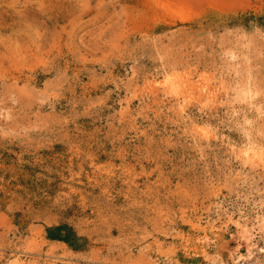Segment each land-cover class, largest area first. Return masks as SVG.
I'll use <instances>...</instances> for the list:
<instances>
[{"label":"rangeland","instance_id":"1","mask_svg":"<svg viewBox=\"0 0 264 264\" xmlns=\"http://www.w3.org/2000/svg\"><path fill=\"white\" fill-rule=\"evenodd\" d=\"M263 220L264 0H0V264H264Z\"/></svg>","mask_w":264,"mask_h":264},{"label":"bare ground","instance_id":"2","mask_svg":"<svg viewBox=\"0 0 264 264\" xmlns=\"http://www.w3.org/2000/svg\"><path fill=\"white\" fill-rule=\"evenodd\" d=\"M178 78L174 75H166L165 79H164V86L168 89H170V91L172 93H176L178 92V87H179V83H178ZM245 88V87H244ZM249 90V89H248ZM244 91V90H243ZM244 94V92H243ZM252 94V93H251ZM252 151V150H251ZM256 151V150H255ZM261 152V151H260ZM254 154V153H253ZM256 154V153H255ZM258 155V154H257ZM260 155V154H259ZM262 156V155H261ZM255 157V156H254ZM261 158V157H260ZM262 159V158H261ZM262 228L264 229V220L262 223Z\"/></svg>","mask_w":264,"mask_h":264}]
</instances>
